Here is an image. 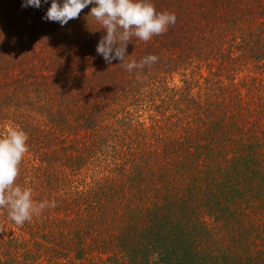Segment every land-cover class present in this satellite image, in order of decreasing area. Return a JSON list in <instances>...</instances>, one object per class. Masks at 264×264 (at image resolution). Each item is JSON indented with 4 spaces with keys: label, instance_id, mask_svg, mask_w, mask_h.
Instances as JSON below:
<instances>
[{
    "label": "trees",
    "instance_id": "16d2710c",
    "mask_svg": "<svg viewBox=\"0 0 264 264\" xmlns=\"http://www.w3.org/2000/svg\"><path fill=\"white\" fill-rule=\"evenodd\" d=\"M151 2L176 23L129 73L94 5L61 27L0 0V138L28 135L17 183L56 202L0 209V264H264V0Z\"/></svg>",
    "mask_w": 264,
    "mask_h": 264
},
{
    "label": "clouds",
    "instance_id": "9594fccd",
    "mask_svg": "<svg viewBox=\"0 0 264 264\" xmlns=\"http://www.w3.org/2000/svg\"><path fill=\"white\" fill-rule=\"evenodd\" d=\"M48 3V0H43ZM89 5L87 17L94 20L103 35L97 46L96 53L103 57L105 63L113 60L127 72L151 68L158 62L157 55L149 54L139 62L129 59L126 48L135 38L140 42H149L155 36L165 34L169 26L176 23L174 13L158 12L151 0H51L42 19L57 22L61 27L70 20L77 19ZM41 0H23L22 8L39 9ZM28 135L18 126H10L4 137L0 138V209L6 210L7 219L17 227L30 223L35 216L43 214L45 209L55 208V201H34L31 188L22 187L17 183L20 175V165L29 152ZM158 253H153L151 259H158Z\"/></svg>",
    "mask_w": 264,
    "mask_h": 264
}]
</instances>
